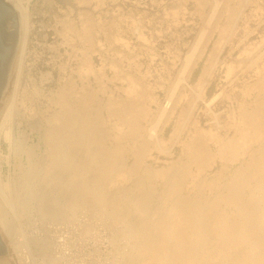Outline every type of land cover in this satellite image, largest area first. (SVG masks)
<instances>
[{"label":"rangeland","instance_id":"374dc122","mask_svg":"<svg viewBox=\"0 0 264 264\" xmlns=\"http://www.w3.org/2000/svg\"><path fill=\"white\" fill-rule=\"evenodd\" d=\"M22 1H28L29 31L23 52L24 68L18 93L22 96L21 98L25 97L23 100L26 109L22 116L18 115L15 118L16 123L18 121L20 122V125L16 126V130H23L31 133L30 137L33 141L38 142L44 130L43 128L49 125L47 121L50 120V115L52 116L58 108V95L56 96L60 91H58V89L61 88V86L74 89H71L72 96L70 94L69 97L70 101H74L77 97L73 96V92L76 93V91H79L80 86L85 83L89 90L91 91L92 89L94 93L92 96V100L93 97L94 100L91 103V107L94 111H92H97V108L100 110V113L98 111L95 112L98 115L100 114L101 117L95 120L97 123H94L95 126H93V131H99L98 133L105 136L104 140H106V144L104 143V147H111L117 142L114 137L117 132L115 127L119 126L122 128L123 133L128 132V123L135 117V113L133 114L134 110L131 109L132 111L129 110L130 113L127 112L122 119H118L110 114V106H115V101L125 99L129 101L134 100L135 98L131 99L134 95L138 99L137 93L144 87V90L147 87V93L151 94H148V96L153 97L147 100L146 97H144L145 99H138L139 101L143 100V102L141 101L142 103L146 100V105L150 104L149 110L144 117L137 120V131L133 134L125 133L127 135L119 141L121 151L119 154L120 159L118 160H120L119 163L122 164H118L124 168L121 177L115 174H112L109 178H103L97 175L99 170L97 171L94 163H88L90 157L86 154L91 149L96 150L97 147L95 149V145L90 142L87 152L86 146L84 148V144L88 140L80 141L84 143L83 145L80 142H77L79 145L77 143V146L74 145L76 147L71 145L73 146L72 155L71 148H68V150L71 149V151L65 150L64 154H70L68 158H73H70V161V159L64 155L66 159L63 158V164L61 163L58 167L56 166L53 169V174L50 171H48L47 175L44 173L47 168L45 170L43 168L47 166L48 160L41 157L40 160L37 156L33 158L32 162L34 164H32V166L34 165L35 168L33 167L32 171L29 169L30 166L28 165H26L27 168H20L22 173H24V171H27V173L29 172V177L27 175L25 177L23 176L24 178L19 176L21 172L18 171L19 168H17L15 183L19 185L20 182L26 181V185H28V189H26V185H22L23 188L21 189L20 196L22 197L23 195L26 199L29 198V195L31 197L28 202L26 201V205H28L25 207L26 209L23 211V208L20 210L21 212L19 211L20 213H14L13 218L7 223L8 230L4 231V229L0 227L1 240L7 252L0 255V260L6 259L10 255L9 253H11L15 247H18L19 250L21 249L22 256L28 257V259L25 258L29 261L28 264H48L44 263L43 257H45V259L54 258L57 264H155L152 263V261L146 263L145 255L140 253L138 244L140 239L144 238V235L145 239L148 238V235L151 236V234L153 238L156 233L155 230L151 228L152 225L157 221L156 219H159V216L162 217L170 212L172 199L171 197L166 198L165 194H163V191L166 189L163 187H166L165 180L173 173V170H177V168L180 169L185 165V167L191 170L195 175L185 180L180 198L192 196L193 194L191 195V193L195 191L197 196L203 198L202 200L208 201V198L211 194L215 193L217 189H219V191L222 190V185H224L229 178L228 175L242 163L240 159V161L235 160L232 162L225 160V162H222V160L217 159L213 167L199 169L196 164L198 165V162L200 163V161H204L205 159L200 157V161H198L199 159L192 161L193 159H191V156L193 154L191 153V155L188 149H185L186 146L184 148V145L190 141L193 134L196 136L199 135L201 129L215 127V125L211 124V121H209L211 120L210 117L202 113V102H195L197 100V95L193 89L198 75L207 62H214L215 71L207 87L205 98L209 99L220 92L216 104L212 108L213 111L218 114V119L221 122L220 124L224 125L218 131L222 137L238 136L237 128L229 126L231 121L229 115L238 109V104L243 102L249 105L248 108H252L255 106V100L259 101L264 99V93L258 95V92L251 93L247 89V86L250 85L255 78L256 68L264 62V57L255 60V58H257L256 55L259 54L261 50L264 51V0H203V5H199L197 3L198 0H84L85 2L83 0ZM215 3L216 6L214 7ZM84 24L91 25L90 27L93 28L90 33L92 38L91 42L93 41L92 49L94 50H92L89 47V43L80 36ZM226 24H228L227 27L229 26L227 28L229 31H224V34H221V27H225ZM204 30L206 32H204ZM138 32L139 34L140 32L142 33L141 38L139 37L140 39L138 38ZM202 33H206L207 35L204 34L206 36L209 35V39L206 37V39H208V41H206L203 38V40H205L204 45L205 43L207 44L205 47L203 46L204 50L199 58L197 66L187 78V81L182 80V73H180L182 81L180 80L179 82L176 79H178V77L180 79L179 72H182V68L185 64L184 62L188 59L186 56L191 55L193 52H191V50L194 49L193 47L197 44V40L199 41L198 37H200ZM113 34L115 37H113ZM18 35L19 46L21 40L20 21ZM220 39L223 46L218 52L215 46L217 43L215 42ZM82 41H84V43ZM202 43L203 42H201V44ZM202 45L199 46L200 50L203 48ZM18 46L17 48H19ZM213 48L218 52L215 55L212 54L216 53ZM195 52L196 51H194V53ZM86 55H89L91 65L92 67L94 66L92 72L87 74L81 71L83 60ZM213 59H215V61ZM238 61L239 64L236 63ZM227 64H234L231 73H227L226 71ZM141 73L144 75H141ZM130 74L132 77H130ZM133 78L137 79L139 84L141 82L144 87L140 84L141 89L138 87V92L132 97L129 96V99L125 89L128 87L129 80ZM157 83H159V85ZM21 88L24 91H22ZM195 91L197 90L195 89ZM167 98L171 99L168 100ZM137 99H135L136 106L142 104L141 102L138 103V101H136ZM110 102L113 103V105ZM189 102L191 104L194 102L195 108L188 117L186 126L181 133L179 143L172 145L171 136L176 128L178 115L184 108L186 109L188 105H190ZM164 105H167V109H170L172 106H175V108L174 112L167 118L164 124L161 127L159 126L158 132L156 130L158 137L163 140L164 144L163 147L157 148L151 140L148 139L147 142V140L143 139L148 138L150 124L154 122L156 117L158 118V111ZM199 105L200 107H198ZM128 120L130 121L128 122ZM163 121L162 119L161 122ZM192 124H194L195 127H193L194 125L192 126ZM213 130H215V128H213ZM262 141L264 143V140ZM39 142L41 147L39 151L42 149L44 150L43 141ZM208 142V146L214 150V143L212 141ZM88 143L89 141L86 144ZM261 143L262 142H259L258 145ZM80 144L83 146L82 148ZM143 144L148 146V148H145ZM261 145L263 146V144ZM2 149L6 153L7 143L5 141H2ZM138 149L142 152L139 153ZM168 150L170 151L168 152ZM186 151H188V155ZM20 154L21 150L17 148V157L13 155L14 160H12L15 161L17 159L15 161L17 162ZM186 156L189 157L187 158ZM22 159L27 163L25 154H22ZM76 163L80 165H76ZM82 164H84L83 167L85 169L81 166ZM194 164L195 166H193ZM222 164H228L229 169L220 172V169L223 167H221ZM85 165L88 167L86 168ZM175 165L179 167L176 168ZM74 166L79 168L76 169ZM81 167L82 172L78 171ZM8 169L9 168L4 165V179L6 178L5 174L8 173ZM27 169H29V171ZM159 169H165L164 175H166H156L155 171ZM76 170L80 172V174L76 173ZM83 170L85 172H83ZM72 171L78 174V177L74 174V178L71 179L70 174H72ZM146 171H148V173ZM82 173H84V176H82L84 179L82 180L85 181L87 178L86 183L87 185L90 184L88 185L89 187L93 188L95 186L101 191L103 190L102 193L105 195L106 199L111 198L109 199L110 201L107 200L110 204L120 205L118 213L112 212L110 209L112 206H110L107 201L106 203L99 201V204H97L98 200H92L93 203L91 201L89 202L92 196L85 190L80 189L82 187L78 185L82 183V180L79 183L80 176L83 175ZM203 176H205V178ZM19 177H21V179H19ZM46 177H49V179ZM50 177L55 186L51 183ZM202 177L206 180L208 179V181L217 179L219 188L217 187L216 190H211L206 187L197 189V187H200L199 182L201 181L199 180H201ZM22 179L25 180L23 181ZM56 180L60 181L58 182ZM92 180L95 183L91 182ZM253 183H249V185L253 186ZM92 184L94 185L93 187L91 186ZM249 185L247 183V186L245 185V187L242 188L244 194L241 192V195H244L246 198V196H248L246 194H251L252 192L253 196H251V194L249 198L250 196L254 198L258 193L253 192ZM248 188L249 191L251 190L250 192L247 191ZM25 189L26 191H24ZM196 189L202 193H199ZM22 191L25 195H29L24 196ZM72 191H75L74 194ZM160 192L164 196H162ZM49 193L51 194L48 196ZM75 193L80 196H77ZM152 193L156 194L154 196L158 195V198L154 197ZM67 197L69 200H67ZM69 197H72V200ZM160 197H165V200L163 201L162 198L160 200ZM54 198H56V201H54L57 204L53 201ZM41 199L43 201H41ZM50 199L52 202L47 203ZM92 199L94 198L92 197ZM145 199H150L148 200L151 205L150 209L148 208L150 206L147 207L149 204L144 206ZM70 200L73 201L76 206L73 210L76 216L72 215L74 212L67 208L71 202ZM141 200H144L142 202L144 203V207H140ZM48 204H50L51 207ZM262 204L263 203L259 204V210L264 208V204ZM47 206L50 209H46ZM220 208H224L223 204L219 205L218 211H222L221 215L225 214L224 210ZM55 210L59 211L57 212L59 213L58 215L55 213L57 219L50 214ZM227 210L232 217L236 216L235 219L233 218L234 220L238 218V212L236 211V214L234 208L230 207V209ZM232 211L236 215H233ZM262 211H264V209ZM55 214L53 213V215ZM62 214L64 215L62 216ZM60 215L62 217H60ZM121 215H123L122 218L120 217ZM231 215L229 219L233 220ZM125 216L127 217L125 218ZM66 217L69 218L67 219ZM121 220H123L121 223L124 224L120 223ZM137 220L140 222L142 220V224ZM130 221H133L135 224L138 222L139 225L137 223L138 226H136ZM143 221H145V223L147 222V225H145ZM204 222H208L207 217L204 218ZM125 223H132V228L135 225L136 229L139 228V232L141 230L140 227H142V229L146 227V229H144L145 231L142 230L140 235L135 228L133 229L134 231H132V229L129 231L131 226L130 224V227L127 226L128 224L124 226ZM260 225H263V223H259V226ZM123 226L128 227V229ZM147 229L148 232H146ZM149 231H151V234ZM150 236L149 238H151ZM149 238L148 240L150 241ZM208 248L207 251L210 249ZM13 259V262L6 261L8 264H18V259H16L15 256ZM196 259L198 262L196 263L195 261V264H200L202 256L198 255ZM15 260L16 263H14ZM21 261H23V259H21ZM219 263L220 260H210L207 262V264Z\"/></svg>","mask_w":264,"mask_h":264},{"label":"bare ground","instance_id":"6f19581e","mask_svg":"<svg viewBox=\"0 0 264 264\" xmlns=\"http://www.w3.org/2000/svg\"><path fill=\"white\" fill-rule=\"evenodd\" d=\"M8 1L9 2L11 1L10 5L16 10V12L18 14V18L20 21L21 40H20V45L18 46L19 48H17L18 52L16 51L17 54L15 53L16 57L14 56V59L12 62L13 64H12V68L10 69V74H9L7 84L5 86L2 97L0 98V227L2 229H4V231L9 229V228L7 229V223H9L10 219L13 218L14 213H20L21 209L24 208L23 211L26 209L25 207L28 206L26 204L31 197L29 194H27V195H29V198H27V199L24 198L23 195H22V197L20 196L21 189L23 188L22 185H26L27 182L26 181L20 182V184L18 183L19 185H17L15 183V176H17L16 175L17 168H19L18 171L21 172L22 170H20V168H24V167L27 168L26 165H28V166H30L29 169L32 171L33 167L35 168L34 165L32 166V164H34L32 161H33V158L34 157L36 158V156H37L39 158L41 157L45 160H48L47 166L43 168L44 170L47 168V170L44 172L47 175L48 171H50L52 173L53 169L56 166L58 167V165H60L61 163L63 164L62 159L65 158L64 157V155H65L64 151L65 150L71 151V149H72V151H71V155H72L73 154V148L72 147L74 145L77 146V144L79 145V143H77V142H80L83 140H88L89 143L86 144L88 142V141H86V143H85L86 145L82 142H80V143L82 145L84 144V148L86 146V149L89 148L88 145L90 144V142H91V144L93 143L95 145L94 146L95 149L97 147L96 150L91 149V150H89V152L87 149L88 153H86L90 157V160L88 159L89 160L88 163L89 164H90V162L94 163L95 164L94 166L97 168V171L99 170L98 171L99 173L97 175H99V177H103V178L104 177L109 178L112 174L113 175L115 174L116 176L121 177L123 175L124 168H123V166H120L122 163H119L120 160H118V159H120L119 154L121 151V145H120L119 141L127 135L125 133H130V134L132 133L133 134L137 131V128H138L137 120L140 119L141 117H144L149 110L150 104L146 105V103H147L146 100L153 97V96L152 97L148 96V94L149 95H151V94L147 93L148 92V91H146L147 87L144 90L145 87L143 84H141V82H140V84L144 88L142 90H139L141 88H140L139 81L137 79L133 78V79L129 80L128 87L125 89V91L128 94V98H129V96L132 97L134 94H136L138 92L137 90H139V92L137 93V95L139 97L138 99L139 100H140V98L145 99L144 97H146V100H144V103H142L143 100H141L142 102L139 101L134 95L133 98H131V99L135 98V99H137L136 101H138V103L141 102L143 105L139 104V105H137L138 106L137 107L136 103H135V99L131 100V101H129L128 99H125V100L115 101L114 102L115 106H113V107L110 106V108H109L110 114L114 115L118 119H122L123 116H125V114L127 112H129V110H131V109L134 110L133 114L135 113V117L133 119H131L132 121L130 123H128V126H127L128 132L123 133L122 128H120L119 126H116L115 128H116L117 132L115 133V136H114L117 140L116 144L112 145L111 147H104V143L106 141V140H104L105 136L98 133L99 131L98 132L93 131L94 130L93 126H95L94 123L95 124L97 123V122H95V120L100 119L101 116H100V114L98 115L97 113H95L97 111L98 112L100 111V110H98L99 108H97V111L93 112L94 110L91 107L92 106L91 103L94 100V97L92 100V96L94 94L92 89L90 91L85 83H83L82 86L79 85L80 90L76 91V93L73 92V96L77 97V99H75L74 101H70L69 97H70V94L72 96V91H71L72 88L71 87L67 88L66 86H61V88L58 89V91L59 90L60 91L58 92V94H56V96L58 95V102H57L58 108L52 116L50 115V117H51V118L49 117L50 120L47 119L48 120L47 122H49V125H47L46 127H44V125H43L44 128L43 127L42 128L44 130H43L42 134L40 135L38 142H34L33 139L30 137L31 133H28V132L23 131V130L22 131L16 130V126H19L20 122L19 121L17 123L15 122V118L18 115L22 116L24 114V110L26 109L25 105H24V100H23V98H25V97L21 98L22 96H20L18 92H19L21 76H22V72H23V68H24L23 52L25 49L26 38L28 35V31H29V6H28V1L27 2H24L22 0H8ZM204 1L198 0L197 3L199 5L200 4L203 5ZM215 6H216V3L214 4V7ZM89 24H91V23H89ZM227 25L228 24H226L225 27L224 26L221 27V32H220L221 34L224 31L225 32H227V30L229 31V29H227L229 26L227 27ZM90 26L88 24H84L82 26L80 36H81V38H83V40H85L87 43H89V47L92 49V47H93L92 42L93 41L91 42L92 38H91L90 32H91V29H93V28H91ZM139 31H141V30H139ZM204 32H206V31L204 30ZM204 34H206V33H202L200 35V37H198L199 41L197 40V42H196L197 44L195 45V47H193L194 49L191 50V52L193 51L191 53V55L186 56V58H188V59H186L187 61L184 62L185 64L182 68V72H179V74L182 73V77H183L182 80L187 81V78L191 75L192 71L197 66L199 58L201 57V54L204 50V47L207 44V43H205V45H204V41L205 40L208 41V39H209V35L206 36L207 34L206 35H204ZM141 35H142V33L140 32V34H139V32H138V38L139 37L141 38ZM113 37H115L114 34H113ZM206 37H208V39H206ZM142 38H143V36H142ZM203 38L205 40H203ZM221 39L215 42V43H217L215 46H216V50L218 52L221 50V48L223 46V43H221L222 42ZM82 42L84 43V41H82ZM201 42H203L202 43L203 45L201 44ZM200 44L202 45V47L204 46L202 48V50H200V47H199V46H201ZM87 46H88V44H87ZM92 50H94V49H92ZM194 51H196V52L194 53ZM217 51H215V49H214V52H216V53H212V54H214V55L217 54L218 53ZM216 56H214V57H216ZM256 57L257 58H255V60L258 58L259 59L263 58L264 57V51L261 50L259 52V54L256 55ZM150 60H151V58H150ZM213 60L215 61V59H213ZM252 60H254V59H252ZM236 63L239 64V61ZM231 64H227V67H226L227 73H231V71L234 68V66H233L234 64L233 65H231ZM241 64H242V62H241ZM82 65L83 66L81 68V71H83L86 74L92 72L94 66L92 67V65H91L89 55H86L84 57ZM214 71H215L214 62L213 61H210V63L207 62V64H205L203 66L200 74L198 75V78L196 80V83L194 84L193 89H194V92H196L195 94L197 95V98H196L197 100L194 99V100H196L195 102H197V101L202 102L201 111H202V113H204V115H206L207 117H210L211 120H209V121H211V124L215 125V127H213V128H215L216 131L213 130V128L201 129V133L199 135H197V136L194 134H193L194 136L192 135V137L190 138V141L184 145V148L186 146L185 149L186 150L188 149L190 154L191 153L193 154V155L191 154L192 155L191 159H193L192 161H195L197 159H199L198 161H200L201 160L200 157H203L205 159L204 161L203 160L200 161V163L198 162V165L196 164V166H198L199 169H203L206 167H213V165L216 163L217 159L222 160V162L224 160L232 162V161L240 159L242 161V163L235 170L233 169L234 171L230 175L227 174L229 176V178H228L227 182L225 181L226 182L225 184L223 182L224 185H222V188L220 185V188L222 189L220 191H219V189L216 190V188L218 187L217 179L208 181V179L207 180L204 179L205 176H203L204 178L202 177L201 180H199V181H201V182H199L200 187H197V189L198 188L203 189L204 187H206V188L211 189V190H213V189L216 190L215 193L211 194V196L208 198V201L202 200L203 198H200L199 196H197V194H195V191L191 193V195L193 194L192 196H184V197H181L182 199L180 198V193L182 192L185 180L188 177H190V176L194 177L195 175L193 174V172L191 170L186 168L185 165H184V167H182L180 169L177 168L179 166L175 165L177 170L176 169L173 170V173L169 177L167 176L168 179L165 180L166 181L165 182L166 187H163L166 189V190L163 189V190H165V191H163V194H165L166 198L171 197V199H172L170 212H169V214L163 215L162 217L159 216V219H156L157 221L154 223V225H152L151 228L155 230V233H156L155 236L152 238L153 235L151 234V231H152L151 230V231H149L151 236L148 235V238L150 236L152 239L149 238L150 239V241H149L148 238L145 239V235H144V238L140 239L139 244H138V248L140 250V253L145 255L144 257L146 259V263H150L152 261V263H155V264H195V261H196V263L198 262V260L196 259L197 256L201 255L202 260H200L201 261L200 264H207V262H209L210 260L211 261L220 260L219 264H264V211H262L264 208L259 210V204L260 203L264 204V143L262 141V140H264V99L260 98L262 100H259V101L255 100L256 101V103L254 104L255 106H253L252 108H248L249 105L248 104L246 105V103H243V102L238 104V109L235 112L233 111L229 115L231 117V121L229 123V126H233V127L237 128L238 136L236 135L233 137H222V135L219 134L218 131L224 125L220 124L221 122L218 119V114L216 112H214L213 108H212L216 104V101H217V98H218L220 92L218 94L213 95L209 99L205 98L206 90H207V87L210 83V79L213 76ZM255 71H256L255 72V78H254L253 82L247 86V89L251 93L258 92V95H259L261 93H264V62L262 63V65L257 67ZM115 74H116V72H115ZM141 75H144V74L141 73ZM130 77H132L131 74H130ZM84 78H86V77H84ZM72 80H74V79H72ZM176 80H178L180 82L181 74H180V79L178 77V79H176ZM62 84H64V83H62ZM157 84L159 85V83H157ZM176 85H177V83H176ZM176 85H173V86H176ZM160 86H159V88H160ZM138 87H139V89H138ZM174 89H175V87H174ZM195 89L197 91H195ZM21 90H22V88H21ZM72 90H74V89H72ZM22 91H24V90H22ZM166 92H167V90H166ZM171 92H174V91H171ZM22 94H23V92H22ZM170 99L171 98H169L168 100H170ZM193 103L192 104L190 103V105L187 104L188 107L186 109L184 108V110H182L179 113L178 118H177L176 128L174 129V132L171 136L172 145H176L179 143L181 133L186 126L188 117L190 116V114L193 112V110L195 108V105ZM111 104L113 105V103H111ZM166 104H168V103H166ZM54 105H56V104H54ZM159 106H160V103H159ZM96 107H94V108H96ZM198 107H200V105ZM174 108H175V106H172L170 109H167V105L166 106L164 105L158 111L159 112L157 114L158 118L157 117H156L157 119L155 118L154 122L150 124V127L148 129V138L143 139V140H147V142H148V139H149L155 144V147L156 146H157V148L163 147V145H164L163 140L158 137V133H157L158 128H159V126L161 127L164 124V122L167 120V118H169L171 116V114L174 112ZM101 109H102V107H101ZM109 112H107V113H109ZM162 119L164 120L163 122H161ZM129 121L130 120H128V122ZM194 124H192V126ZM193 127H195V125ZM156 130H157V132H156ZM207 135H208V137H207ZM130 136H132V135H130ZM140 137H142V136H140ZM188 138H189V136H188ZM2 141H5L7 143L6 153L2 149ZM39 141H43V143H42L44 145V146L42 145L44 147V150L42 149L43 151L42 150L39 151V149L41 148ZM208 141H212L214 143V146H215L214 150H212L208 146V143H209ZM259 142H262L261 144H263V146L261 144L258 145ZM81 144H80V147L82 148L83 146H81ZM71 145H73V146H71ZM76 146H74V147H76ZM143 146L145 148H148V146H145L144 144H143ZM17 148H18V150H21V154H20V156L18 155L19 160L17 162H15L17 159L15 161H13L14 160L13 155L16 156V149ZM68 148H71V149L68 150ZM139 150L140 149H138V151ZM136 151H137V149H136ZM169 151L170 150H168V152ZM188 151H186L187 155H188ZM141 152L139 151V153H141ZM22 154L26 155L27 163L23 161ZM68 155L70 156V154H68ZM68 155H65V156H67V158H68L69 157ZM184 155H186V154H184ZM186 157L188 158L189 156H186ZM41 158H40V160H41ZM70 158H73V157H70ZM70 158H68V159H70ZM117 160H118V162H117ZM70 161H71V159H70ZM137 162H138V160H137ZM77 164H79V163H76V165ZM4 165H6L9 168L8 173L5 174L6 175L5 179H4V170H3ZM83 165L84 164H82L81 166L83 167ZM132 166H134V165H132ZM193 166H195V164ZM82 167L78 171L82 172V170H81ZM85 167L87 168L88 166L85 165ZM221 167H222L221 169L219 167L220 172L223 170L229 169L228 164H225V165L222 164ZM75 168H74V170H75ZM77 168H79V167H77ZM195 168H197V167H195ZM29 169H27V170L29 171ZM172 169H171V171H172ZM164 170L165 169L156 170L155 171L156 175L165 176L166 174L164 175V173H165ZM78 171L76 170V173L80 174V172H78ZM126 171H127V169H126ZM128 171H130V170H128ZM25 172H26V174H25ZM83 172H85V171L83 170ZM146 172L148 173V171H146ZM28 173H27V171H24V173L21 172L20 175L19 174L18 175L22 176V178H24L26 175L27 176L29 175ZM51 173H50V175H51ZM76 173H73V171H72V174H70L71 179L74 178V174L78 177V174H76ZM22 174H25V175H22ZM82 174L83 175L80 176L81 178H80L79 183L81 182L82 179H84V178H82V176H84V173H82ZM199 174H200V172H199ZM53 177H55V176H53ZM146 177H148V176H146ZM46 178L49 179V177H46ZM19 179H21V177H19ZM44 179H45V177H44ZM71 179H69V180H71ZM86 179H85V181L82 180V183H80L78 185H80L82 187L80 189L85 190L86 192H88L90 194V196H92L94 198V199H92V197H91V200L89 199V202L91 201L93 203L92 200H96V201L98 200L97 204H99L98 203L99 201L102 203H106L107 200L110 201L109 199H111V198L106 199L105 195L102 193L103 190L101 191L100 189L95 187L93 184L91 185L92 187L94 186L93 188L89 187L88 185H90V184L87 185ZM50 181H51V177H50ZM56 181L59 182L60 180H56ZM91 182H93V180ZM51 183H53V182L51 181ZM93 183H95V182H93ZM247 183H248V185H249V183L254 184L253 186L249 185V187H251L250 189L253 192L258 193L255 196L256 198L255 197L251 198V196H253L252 192H251L252 195L250 193L246 194V192H245V194L248 195V196H246V198L244 195H243L244 197L241 195V192L243 190L242 188H244L245 185L247 186ZM53 185H54V183H53ZM196 185H197V183H196ZM27 186L28 185H26V187ZM26 189H28V187ZM26 189L24 191H26ZM197 189H196V191L199 192V190H197ZM194 190H195V187H194ZM75 191H72L73 194ZM247 191L250 192L249 188ZM22 193H23V191H22ZM199 193H202V192L200 191ZM23 194H24V196H27V195H25V193H23ZM50 194L51 193H49L48 196ZM75 194L77 196H80L77 193H75ZM160 194H161V192H160ZM41 195H40V197H41ZM70 195H68V196H70ZM76 195H75V197H76ZM154 195H156V194H153V196ZM249 195H251L250 198H249ZM150 196H152V195H150ZM157 196H154V197H157ZM162 196H164V195H162ZM48 198H51V197H48ZM161 198L162 197H160V200H161ZM164 198H162L163 201L165 200ZM55 199L56 198H54L53 201ZM150 199H148V200H150ZM43 200H44V198H43ZM43 200L41 199V201H43ZM67 200H69L68 197H67ZM79 200H81V199H79ZM146 200L147 199H145V202H144L145 204L142 203L144 200L140 201V203H141L140 207L143 206V204L145 206V205L150 203V202H148V200L147 201ZM46 202H47V200H46ZM49 202H52V200L50 199V201H48L47 203H49ZM47 203H46V205H47ZM55 204H57V203L55 202ZM95 204H96V202H95ZM220 204L224 205L223 209L220 208V209L224 210V212H225V214H223V215H221L222 211L221 212L218 211V207ZM48 205L50 206V204H48ZM55 206H57V205H55ZM66 206H67V204H66ZM110 206H112V208H113V209L110 208L112 210V212L113 211L116 213L119 212L120 205H114L112 203V204H110ZM123 206H125V205H123ZM148 206H150V207H148ZM58 207H61V206H58ZM75 207L76 206H75L73 201H71L69 203V206H67L68 210L70 209L71 211H73L75 209ZM147 207L150 209L151 205L149 204V205H147ZM230 207L234 208L236 214L238 212V218L236 220H234L236 216L232 217L230 212L227 210V209H230ZM38 208H39V206H38ZM261 208H262V206H261ZM41 209H42V207H41ZM46 209H50V208L47 206ZM57 212H59V211L55 210L53 213L55 214ZM73 212H72L73 213L72 215L76 216L75 211H73ZM49 213H50V211H49ZM53 213L51 212L50 214L52 215V217L54 216V218L57 219L56 216L59 213H57V215L56 214L53 215ZM232 214L236 215V214H234L233 211H232ZM63 215L64 214H62V216ZM230 215H231L232 219L234 218L233 220L229 219ZM62 216L60 215V217H62ZM122 216L123 215H121L120 217L122 218ZM73 217H72V219H73ZM126 217L127 216H125V218ZM205 217L208 218L207 223L204 222ZM66 218L68 219L69 217H66ZM140 219H141V217H140ZM142 220H141V222L138 220L137 221L140 224H142ZM137 221H135V222H137ZM117 222H118V220H117ZM121 222H123V220H121L120 223ZM130 222H133V221H130ZM137 223L136 224L134 223V224L136 226H138L139 223H138V225H137ZM143 223L145 225H147L146 224L147 222L145 223V221H143ZM259 223H263V225L259 226ZM121 224H124V223H121ZM126 224H128V223H125L124 226H126ZM129 224L131 227L129 226ZM129 224L127 225L128 227H130L129 231L131 229H132V231H134L133 229L134 228L136 229L135 225L133 224L134 227L132 228V223H129ZM143 225H141V226H143ZM85 227H88V226L86 225ZM128 227H124V228L128 229ZM140 228H141L140 232L142 230L146 229V227H144V229H142V227H140ZM138 229H136V230L138 231ZM140 232H139V234H140ZM146 232H148V229L146 230ZM42 241H43V238H42ZM10 245H11V243H10ZM207 248L209 249L208 251H207ZM14 249L11 253H9L10 255L6 259L0 260V264H8L7 261L13 262L14 256L16 257V259H18V264H28L29 261H27L25 259V258L28 259V257L22 256L21 249L19 250L18 247H15ZM10 250H12V249H10ZM21 259H23V261H21ZM42 259H43L44 263L57 264V261L54 258H52V259L46 258L45 259V257H43ZM14 263H16V260Z\"/></svg>","mask_w":264,"mask_h":264},{"label":"water","instance_id":"95a60500","mask_svg":"<svg viewBox=\"0 0 264 264\" xmlns=\"http://www.w3.org/2000/svg\"><path fill=\"white\" fill-rule=\"evenodd\" d=\"M19 19L8 0H0V98L7 84L12 62L18 46ZM6 247L0 236V255Z\"/></svg>","mask_w":264,"mask_h":264}]
</instances>
